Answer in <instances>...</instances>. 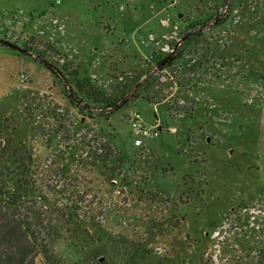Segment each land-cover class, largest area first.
Here are the masks:
<instances>
[{
	"label": "rangeland",
	"instance_id": "1",
	"mask_svg": "<svg viewBox=\"0 0 264 264\" xmlns=\"http://www.w3.org/2000/svg\"><path fill=\"white\" fill-rule=\"evenodd\" d=\"M162 20L181 45L149 74L144 38ZM0 41L60 74L30 63L26 99L0 116L32 156L35 208L57 225L50 264H264V0H0ZM14 68H0V92ZM74 75L129 103L106 116ZM135 114L161 126L143 148ZM87 136L113 156L89 158ZM66 210L77 219H55Z\"/></svg>",
	"mask_w": 264,
	"mask_h": 264
},
{
	"label": "trees",
	"instance_id": "2",
	"mask_svg": "<svg viewBox=\"0 0 264 264\" xmlns=\"http://www.w3.org/2000/svg\"><path fill=\"white\" fill-rule=\"evenodd\" d=\"M197 26L198 24H194L190 27L195 29ZM0 44L8 45L1 41ZM11 48L14 51L18 50L13 44ZM26 52L24 50L19 55L29 57ZM36 60L54 77L60 78L59 72L40 56H36ZM175 60L176 58L172 57L165 67H170ZM156 61V64L160 65L164 59ZM73 77L76 90L94 104L103 105L107 110L106 116H112L115 111L129 103L128 99L123 98L106 99L87 78L79 79L77 75ZM68 98L69 103L75 106L76 96L72 93ZM87 117L92 118L89 115ZM6 122L7 120H4L3 123ZM4 130L5 128L0 125V264H41L42 262L50 264L49 241L59 236L57 225L51 224L50 217H46L35 208L34 204H44L46 199L37 188L36 175L32 170V156L24 149L20 140H7ZM15 133L16 130L13 129L11 134L16 136ZM92 137L87 136L86 141L81 142L86 149L95 147V140ZM97 146L93 155L88 157L93 156L95 161L104 164L113 156V152L110 147H101L99 144ZM89 150L85 152L86 158ZM97 152H99L98 156ZM74 213L68 210L57 211L55 219L73 222L75 218L77 219Z\"/></svg>",
	"mask_w": 264,
	"mask_h": 264
},
{
	"label": "built area",
	"instance_id": "3",
	"mask_svg": "<svg viewBox=\"0 0 264 264\" xmlns=\"http://www.w3.org/2000/svg\"><path fill=\"white\" fill-rule=\"evenodd\" d=\"M226 10L227 9L225 7L224 12H226ZM216 23L217 20L214 19L210 26H215ZM161 26L165 30L163 34H147L146 38H144L145 45L148 47L150 46L154 52V54L151 56L152 64L149 68V74H155L159 72L158 69H160V67L156 64V60H165L167 56H171L172 58L176 52L177 47L181 45V39H179L178 37L179 34L177 25H171L169 21L162 20ZM208 28L210 27H205L206 30ZM26 80L27 77L24 74H21L19 76V81L21 84L24 83ZM129 129L133 144L137 148H143L147 141L155 140L159 136L161 126L157 122L154 125L147 127L142 117L139 114H135L129 120Z\"/></svg>",
	"mask_w": 264,
	"mask_h": 264
},
{
	"label": "crops",
	"instance_id": "4",
	"mask_svg": "<svg viewBox=\"0 0 264 264\" xmlns=\"http://www.w3.org/2000/svg\"><path fill=\"white\" fill-rule=\"evenodd\" d=\"M19 53L21 54L22 52L17 51L14 53V55L8 53H0V68H2V65L5 64L10 65V63H13L15 66V68L10 72V77L13 78V81L15 82L14 87H8L7 89L0 92V116L10 114L12 108H15V103L18 100L24 101V99H26L24 97L25 94L23 95L24 90L23 88H21L17 76L20 73L24 72L29 67V65H31L30 63H32L33 61L39 63V61H35V57H33L31 54L28 57L19 55ZM41 67L42 69H44L42 65Z\"/></svg>",
	"mask_w": 264,
	"mask_h": 264
},
{
	"label": "water",
	"instance_id": "5",
	"mask_svg": "<svg viewBox=\"0 0 264 264\" xmlns=\"http://www.w3.org/2000/svg\"><path fill=\"white\" fill-rule=\"evenodd\" d=\"M7 46L10 47V45H7ZM17 51H19V50H17ZM19 52H21V51H19ZM170 60H171V56H167V58L159 65V67L163 68L165 65H167L170 62Z\"/></svg>",
	"mask_w": 264,
	"mask_h": 264
}]
</instances>
